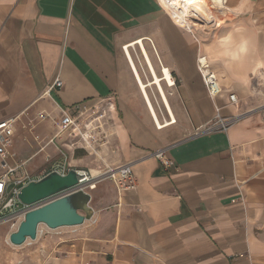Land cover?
<instances>
[{"label":"crops","instance_id":"obj_1","mask_svg":"<svg viewBox=\"0 0 264 264\" xmlns=\"http://www.w3.org/2000/svg\"><path fill=\"white\" fill-rule=\"evenodd\" d=\"M226 7L242 29L202 42L157 0H0V123L14 120L16 153L8 165L25 162L16 175L37 180L128 163L137 180L121 193L100 180L87 191L92 217L41 225L19 246L21 264H264V80L252 79L264 77V0ZM148 38L176 80L163 84L172 116L155 95L162 128L122 48L143 39L159 73ZM130 52L150 79L138 44ZM202 55L221 77V114L239 115L226 131L202 129L216 115L197 67ZM229 93L239 107L227 104ZM82 104L104 107L105 136L94 133L90 146L53 139L62 111ZM163 148L174 166L154 155Z\"/></svg>","mask_w":264,"mask_h":264},{"label":"built area","instance_id":"obj_2","mask_svg":"<svg viewBox=\"0 0 264 264\" xmlns=\"http://www.w3.org/2000/svg\"><path fill=\"white\" fill-rule=\"evenodd\" d=\"M161 3L162 6L165 7V3L171 5L172 0H157ZM166 8V7H165ZM168 10V9H167ZM221 11V10H220ZM224 12V11H223ZM221 11V13L223 14ZM171 15V14H170ZM172 18L174 16L172 15ZM188 31L193 32L191 27H183ZM148 41L153 46L155 53L158 57L160 67V78L162 79V83L169 87L174 88L176 86V80L173 76L172 71L171 78L172 81L165 77L164 66L157 54V51L154 46V42L152 39L148 38ZM136 45L129 46L128 44L124 45L123 51L131 65L133 73L139 83L138 77L134 70L133 61L129 54L130 50H134ZM138 47L141 52H143L142 47L138 44ZM197 67L201 74L204 86L206 88L207 94L216 103V99L222 93L223 87L218 75V72L212 67V64L207 59L205 55L198 57L197 59ZM169 68V67H168ZM170 69V68H169ZM141 73V71H140ZM142 77L143 74L141 73ZM144 79V78H143ZM145 80V79H144ZM56 86H62V81L58 78L55 81ZM143 94V93H142ZM229 102L228 105H232L235 107H239L240 100L236 93H229L228 95ZM152 99V98H151ZM148 108L154 118L156 126L161 128L160 125L157 124L156 118L150 106V103L147 99H145ZM153 101V100H152ZM163 102V101H162ZM155 109L158 108V104L153 101ZM163 105L170 116L171 112L167 105L163 102ZM112 107L109 104V108ZM216 115L215 118L205 125L202 129L207 132L215 131V130H223L226 131L239 117V115H231L224 116L221 114L222 106H219L217 103L215 104ZM45 117V115H42ZM105 110L104 107L100 106H89L87 104L82 105H74L69 109H64L62 111V117L57 122L56 133L53 137L61 138L64 135L72 138V145H78L79 142H82L85 145L90 146L88 141L94 142L93 134L94 133H103V123H101L100 119L105 118ZM175 119L169 121L172 122ZM14 120H6L0 123V158L2 162L0 164V225L5 223H10L12 227H17L20 221L23 219V215L25 211L30 208H33L40 203L35 205H25L20 202L18 199V193L23 185H26L29 181L33 180L28 171H25L22 176H17L16 172L18 170H24L25 162H19L16 166L11 167L6 162V158L16 157V153L11 150L13 145V126ZM200 127L196 129L197 133L202 130ZM154 155L160 160L164 167H172L174 166V160L169 157L167 148L159 149L154 152ZM79 183L75 186L76 189H83L84 191H90L96 188L97 183L102 179H111L115 184L119 193L126 190H133L137 187V180L134 176L130 164H122L118 166L107 167L105 171H99L98 173H94L90 169L78 171ZM31 242V241H30Z\"/></svg>","mask_w":264,"mask_h":264},{"label":"water","instance_id":"obj_3","mask_svg":"<svg viewBox=\"0 0 264 264\" xmlns=\"http://www.w3.org/2000/svg\"><path fill=\"white\" fill-rule=\"evenodd\" d=\"M79 183L78 171L70 168L61 173L50 171L37 180L23 185L18 199L25 205H39L28 209L9 240L20 246L28 240H36L41 225L49 229L82 225L90 219L94 210L89 205L91 194L83 189L74 190Z\"/></svg>","mask_w":264,"mask_h":264},{"label":"rangeland","instance_id":"obj_4","mask_svg":"<svg viewBox=\"0 0 264 264\" xmlns=\"http://www.w3.org/2000/svg\"><path fill=\"white\" fill-rule=\"evenodd\" d=\"M220 8H221L220 6L214 7V13L212 15H207V18L204 23L199 20L191 21V28L193 32L188 31L186 28L184 29L190 34L196 35L199 39H202L201 40L202 42L210 41L213 37L218 36L221 33L226 34L231 31L241 30L242 29L241 27L243 26V24L240 23L241 18H239L237 14H234L233 12L229 11V9H220ZM220 10L222 12L224 11L223 14L221 13ZM184 24L183 25L185 27L189 25L186 23ZM257 58L259 59V65L264 63V52H261L257 56ZM211 64L213 63L211 62ZM215 65H217L216 62ZM256 67L258 66L257 65L254 66V69ZM143 78L146 81L151 79V78L147 79L145 75H143ZM219 78L221 81L220 75ZM252 79L264 80V77L263 74L260 73V71L259 72L255 71L252 74ZM148 90L152 100L156 102L157 100L155 99V95H157V97L159 96L157 88L155 86H152L149 87ZM13 230H15V227H12L10 223H5L0 225V264H21L20 262L23 260L21 253H19V246L13 245L9 240V235L11 232H13ZM30 241L33 240H28V242L26 243H31Z\"/></svg>","mask_w":264,"mask_h":264},{"label":"bare ground","instance_id":"obj_5","mask_svg":"<svg viewBox=\"0 0 264 264\" xmlns=\"http://www.w3.org/2000/svg\"><path fill=\"white\" fill-rule=\"evenodd\" d=\"M164 4H165L166 9H168V12L169 13L171 12L175 16L176 20L178 21V23L182 27H185L184 23L189 24L187 27H191V21H194V20H199V21L204 23L206 18H207V15H212L214 13V7L220 6L221 7L220 9H227L226 0H194V2H189V0H172L171 5L167 4L165 2H164ZM137 44H140L142 47V50H143L142 55H143L144 60L147 64V68L149 70V73L151 75L150 80L146 81L143 79V77H142V75H141L130 51H129V54L132 58L134 70H135L136 75H137L138 80H139V87H140L141 91L143 92L145 99H147L150 103V106H151L152 111L154 113V116L156 118L157 124L160 125V127L162 128L168 124L167 123L163 124L159 120L155 106L153 105V103L150 99L148 88L155 86L157 88V91L159 93L161 100L167 105L170 112L172 111V109H171V106L169 104V101H168V98L166 95V91H165L163 83H162V79L160 78L161 75L158 74L143 39H138V40H136V41H134L128 45L132 46V45H137ZM163 68H164V72H165V77L167 79H169L170 81H172L170 69L166 66H164ZM171 114H172V112H171ZM93 172L98 173L99 170L93 171Z\"/></svg>","mask_w":264,"mask_h":264},{"label":"snow or ice","instance_id":"obj_6","mask_svg":"<svg viewBox=\"0 0 264 264\" xmlns=\"http://www.w3.org/2000/svg\"><path fill=\"white\" fill-rule=\"evenodd\" d=\"M189 2H194V0H189Z\"/></svg>","mask_w":264,"mask_h":264}]
</instances>
